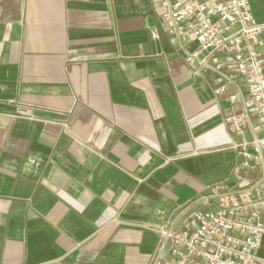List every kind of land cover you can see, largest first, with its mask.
Returning a JSON list of instances; mask_svg holds the SVG:
<instances>
[{"label":"crops","instance_id":"crops-1","mask_svg":"<svg viewBox=\"0 0 264 264\" xmlns=\"http://www.w3.org/2000/svg\"><path fill=\"white\" fill-rule=\"evenodd\" d=\"M248 3L264 22V0ZM161 13L151 0H0V264H164L143 226L156 210L238 186L234 144L259 121L249 111L234 134L243 102L193 73ZM230 91L246 96L238 79Z\"/></svg>","mask_w":264,"mask_h":264},{"label":"built area","instance_id":"built-area-1","mask_svg":"<svg viewBox=\"0 0 264 264\" xmlns=\"http://www.w3.org/2000/svg\"><path fill=\"white\" fill-rule=\"evenodd\" d=\"M151 1L162 8L166 31L181 41L193 73L211 72L214 94L243 102L245 111L229 117L234 134H243L250 111L259 121L254 128L259 135L234 144L242 155L231 171L237 187L209 185L197 200L157 209V220L143 226L158 234V259L164 264H264L258 254L264 237V22L255 20L248 0ZM153 35L158 38L156 30ZM237 79L246 86L245 97L230 91ZM255 169L260 175L248 178ZM168 240L167 259L161 251Z\"/></svg>","mask_w":264,"mask_h":264},{"label":"water","instance_id":"water-1","mask_svg":"<svg viewBox=\"0 0 264 264\" xmlns=\"http://www.w3.org/2000/svg\"><path fill=\"white\" fill-rule=\"evenodd\" d=\"M182 220H183V217L180 218V219L177 221V223H176L175 226H174L175 229L180 225V223L182 222ZM169 243H170V241L168 240L167 243L165 244L164 248H163L162 251H161V257H162V258H164V257H166L167 259L169 258V255L167 254V250H168V247H169Z\"/></svg>","mask_w":264,"mask_h":264}]
</instances>
